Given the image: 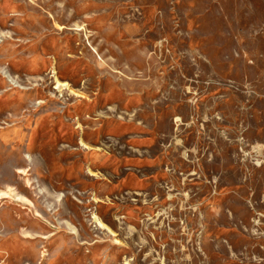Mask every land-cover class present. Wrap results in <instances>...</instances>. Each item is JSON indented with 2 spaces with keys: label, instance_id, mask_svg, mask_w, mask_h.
<instances>
[{
  "label": "rangeland",
  "instance_id": "374dc122",
  "mask_svg": "<svg viewBox=\"0 0 264 264\" xmlns=\"http://www.w3.org/2000/svg\"><path fill=\"white\" fill-rule=\"evenodd\" d=\"M0 264H264V0H0Z\"/></svg>",
  "mask_w": 264,
  "mask_h": 264
}]
</instances>
